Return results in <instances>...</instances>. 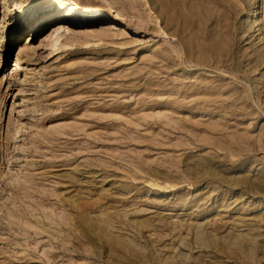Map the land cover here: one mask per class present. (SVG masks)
<instances>
[{
    "label": "rangeland",
    "instance_id": "rangeland-1",
    "mask_svg": "<svg viewBox=\"0 0 264 264\" xmlns=\"http://www.w3.org/2000/svg\"><path fill=\"white\" fill-rule=\"evenodd\" d=\"M46 1L0 0V264H264V0Z\"/></svg>",
    "mask_w": 264,
    "mask_h": 264
},
{
    "label": "bare ground",
    "instance_id": "bare-ground-1",
    "mask_svg": "<svg viewBox=\"0 0 264 264\" xmlns=\"http://www.w3.org/2000/svg\"><path fill=\"white\" fill-rule=\"evenodd\" d=\"M73 1L74 0H65L64 4H69V3L73 2ZM56 4H57V0H48V1H46V9H44L43 11L47 12V11L54 10ZM44 7H45V5L44 6H40V7H34L33 9H39V8L43 9ZM258 17H259V10H258V3H257L256 7L252 11V18L251 19H254V18L257 19ZM185 27H186V23H185Z\"/></svg>",
    "mask_w": 264,
    "mask_h": 264
}]
</instances>
